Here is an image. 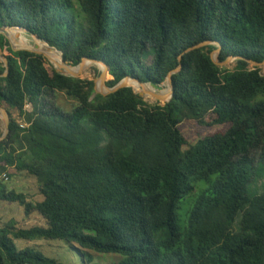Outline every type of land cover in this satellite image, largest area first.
I'll return each mask as SVG.
<instances>
[{"label":"trees","instance_id":"trees-1","mask_svg":"<svg viewBox=\"0 0 264 264\" xmlns=\"http://www.w3.org/2000/svg\"><path fill=\"white\" fill-rule=\"evenodd\" d=\"M0 26L28 29L72 65L104 60L109 86L127 75L160 83L181 64L171 100L149 104L130 87L104 96L93 80L50 73L44 56L14 51L0 36L9 52L0 103L24 122L10 117L0 174L27 171L42 195L31 201L0 182V200L47 221L0 227V264H66L14 239L64 240L84 264L90 251L121 257L110 264H264V190H248L256 163L264 165V74L244 59L232 69L215 64L214 43L178 61L207 40L221 44L220 61H263L264 0H0ZM57 91L76 101L71 111L47 101ZM209 113L228 129L187 142L178 124Z\"/></svg>","mask_w":264,"mask_h":264},{"label":"rangeland","instance_id":"rangeland-1","mask_svg":"<svg viewBox=\"0 0 264 264\" xmlns=\"http://www.w3.org/2000/svg\"><path fill=\"white\" fill-rule=\"evenodd\" d=\"M25 36L28 38L29 46H34L35 38L31 36L25 30L19 29ZM18 45V44H17ZM25 46L26 44H21ZM5 55L9 52L5 49L3 51ZM218 57L220 53L217 54ZM45 67L51 73L55 68L53 64L44 57ZM152 61L151 56H148L145 59V63H150ZM72 65V63L68 62ZM236 65V59L230 60L224 65H221L224 68L232 69ZM253 65V64H251ZM249 65V67H251ZM261 72L264 74V65L261 66ZM101 71L97 68L96 64H91L89 67L85 68V72L81 75V79L95 80L100 75ZM111 80L110 76H107V81ZM167 85L165 84V88ZM149 104H160L154 97L148 96L144 99ZM48 102H53L54 106L61 108L64 111H71L76 104V101L68 98L63 92L57 91L55 93H49L47 96ZM26 110H31L32 105L30 103L26 104ZM49 108V105H47ZM10 117L17 120L19 123L24 124L22 121V116L20 112L16 109H11L9 112ZM215 118L213 113L207 114L204 119H184L178 124V128L185 137L187 142H194L197 139L210 135L216 132H224L228 129L229 123H220L216 124L212 120ZM186 147V146H185ZM255 158V162L258 159L257 150L252 154ZM257 172L251 180L248 190L251 195L262 192L264 190V165L262 162L256 163ZM0 182L6 186L7 189H13L17 192H22L27 196L28 200L39 201L42 200V195L39 189V183L35 176L30 174L27 171H20L13 167L7 168L6 171L0 174ZM196 192V191H193ZM187 200L183 202L181 208L178 209V214L180 215V225H183L185 221L186 212L190 207L192 202L190 201L191 195H187ZM14 219L16 221L17 227L29 228L35 225L46 226L47 221L37 212H31L29 215H25L24 208L16 202H6L0 200V227H2L9 220ZM14 243L18 248L31 247L37 250H40L45 255L53 257L62 261L66 264H84L83 257L81 255V250L75 245L66 243L64 240L53 239H37V240H25V239H14ZM93 256V261L90 264H110L113 261H118L121 259L119 255L116 254H100L97 252H91ZM118 257V259H117ZM117 259V260H116Z\"/></svg>","mask_w":264,"mask_h":264},{"label":"water","instance_id":"water-1","mask_svg":"<svg viewBox=\"0 0 264 264\" xmlns=\"http://www.w3.org/2000/svg\"><path fill=\"white\" fill-rule=\"evenodd\" d=\"M9 28H13V29H22L27 31L29 34L34 35L36 37V39L40 40L41 43H44L47 48L45 47H40L39 45L35 46V47H28V46H23V45H17L15 43H13V41L11 40V37L7 34V29ZM3 35L5 36V38H7V40L10 43L11 49L14 51L17 50H26L35 54H39L42 55L44 57H46L47 59H49V61L53 64V67L55 68V70L65 76H70V77H74V78H80L81 75L83 74V72H85V65H84V61L88 60V61H92L95 62L97 65V68L101 71L100 75L97 77V79H95L94 82V92L95 93H100L102 95H108L111 93H114L116 91H118L121 88L124 87H130L132 89V91L136 94H138L139 96H141L143 99H146L148 96H152L154 97L161 105L165 104L166 102L170 101L171 98L173 97L174 94V87H173V82H172V75L176 72H178L181 68V64H179L178 66H176L175 68L171 69L168 74L166 75V78L164 79V81L160 82V83H155L152 81H142L137 77H134L132 75H127L124 78H122L119 82H117L115 85L113 86H109L106 84L107 82V76H110L111 79H113V76L110 73V67L109 65L101 59H93V58H89L87 56H83L81 58V61L76 64V65H71L69 64L65 58H64V52L61 49H58L54 46H51L46 40L40 38L38 35L30 32L28 29L25 28H20V27H7V26H0V36ZM215 44L216 48L211 51L210 53V58L211 60L218 65H224L227 62H229L230 60L233 59H244L246 60L251 67L254 66H258L261 67L262 65H264V60L261 62H257L254 61L252 59H248L246 57L243 56H239V55H229L225 60L220 61L219 57H218V53H220L221 51V44L219 43V41H202L198 44L195 45H191L188 48H186L179 56H178V61L181 62L182 59V55L194 50L196 48H200L202 46H206L208 44ZM50 52H58L60 54V61L61 64L59 67H57V65L55 64V61L51 58L50 56ZM0 60H1V66H3L5 68L4 73L0 74L1 76H6L8 73V59L7 57L4 55L3 53V49L0 45ZM72 68V67H76L77 69L74 71H71L67 68ZM129 79L132 81H136L138 84L141 85H147L150 88H153L154 92H147L145 90H138L136 89L132 84H130ZM165 84L167 85V89H169V94L168 96H164V94H161L162 90L165 89ZM9 124H10V115L9 112L7 110V106L3 103H0V129L2 131L1 135H0V142L5 140L10 132V128H9Z\"/></svg>","mask_w":264,"mask_h":264},{"label":"bare ground","instance_id":"bare-ground-1","mask_svg":"<svg viewBox=\"0 0 264 264\" xmlns=\"http://www.w3.org/2000/svg\"><path fill=\"white\" fill-rule=\"evenodd\" d=\"M25 32H27V31H25ZM7 34L11 37V40L13 41V43H15V44H18V45H21V44H26V46H28V47H35L36 45L38 46L39 45V48L40 47H45V48H47V46L44 44V43H41V41L40 40H38V39H36V37L34 36V35H31V36H34V38L36 39L35 40V44L36 45H34V46H29L30 44H28V38H27V36H25L22 32H20V30H18V29H13V28H9V29H7ZM50 54V56H51V58L55 61V64L57 65V67H59L60 66V64H61V59H60V54L58 53V52H50L49 53ZM91 64H96L95 62H92V61H88V60H85L84 61V65H85V68L86 67H89ZM67 69H69V70H71V71H75L77 68L76 67H72V68H67ZM129 82H130V84H132V85H135V86H139V88L140 89H143V90H145V91H147V92H154V90H153V88H150L149 86H147V85H141V84H138L136 81H132V80H130L129 79ZM161 94H164V96L166 95V96H168V94H169V89H167V88H165V89H163L162 90V92H161ZM152 97V96H151Z\"/></svg>","mask_w":264,"mask_h":264},{"label":"clouds","instance_id":"clouds-1","mask_svg":"<svg viewBox=\"0 0 264 264\" xmlns=\"http://www.w3.org/2000/svg\"><path fill=\"white\" fill-rule=\"evenodd\" d=\"M161 105V104H160Z\"/></svg>","mask_w":264,"mask_h":264}]
</instances>
